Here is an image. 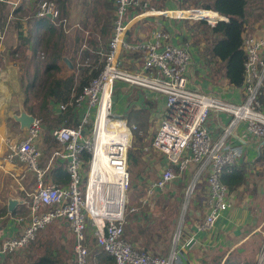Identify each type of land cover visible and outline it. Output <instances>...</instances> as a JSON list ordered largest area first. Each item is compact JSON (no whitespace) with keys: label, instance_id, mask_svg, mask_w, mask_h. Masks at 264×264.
<instances>
[{"label":"built area","instance_id":"built-area-1","mask_svg":"<svg viewBox=\"0 0 264 264\" xmlns=\"http://www.w3.org/2000/svg\"><path fill=\"white\" fill-rule=\"evenodd\" d=\"M114 7L111 35L104 47L90 43L86 37L80 46L75 62L72 64L76 79L85 70L88 75L99 70L96 77L85 85L81 93H72L66 104L59 106L60 111L67 108L78 112L75 126H64L51 132L52 138L60 146L53 153L66 161L69 183L66 187L44 184V172L38 163L42 158L37 141L41 134L42 122L35 118L30 129L25 132L17 145L12 147L8 141V151L3 157L7 163L26 164L36 178V190L27 195L31 205L26 218L15 217L14 222L25 227L18 236L1 241L0 264L2 259L23 250L34 242L36 234L46 226L57 221L68 225L73 234L72 264H89L90 254L103 252L110 255L114 264H180L176 243L165 257L139 252L124 239L125 194L130 188L131 176L128 168V151L132 147L133 134L143 136L137 126L127 124L125 116L113 114V96L116 84H124L130 89H138L155 94L163 100V115L159 127L152 138L151 148L165 157V166L157 180L148 188L146 195L164 190L177 181L184 172L191 171L193 180L187 187L186 195H191L196 183L205 180L207 187V213L199 230L212 229L221 214L231 203L229 192L219 176L224 167L237 165L241 153L229 147L227 139L241 123L246 134L264 142V37L254 38L244 35L242 48L246 56L244 81L241 87L243 100L240 103L224 101L213 93H204L189 87V67L191 64L190 45H173L167 33L157 30L152 40L130 42L126 39L127 26L140 15H152L147 0H109ZM12 5L10 0H0V5ZM33 19L47 20L55 30L67 34L69 21L63 16L53 0H36ZM205 12L207 10H184L179 12ZM142 13V14H141ZM175 12L163 11L169 15ZM173 17L190 21H205L208 18L191 16ZM216 21L213 26L217 24ZM211 25V24H210ZM7 29L0 28V43ZM86 36H89L86 33ZM108 103V126L115 121L124 124L128 134V144L124 149L117 147L105 152V164L109 172L103 171V180L110 191L101 194L88 183L83 194L80 191L85 162L82 154L90 156L91 165L95 159L97 144V122L100 110ZM211 113L224 114L229 118L219 136L214 137L207 128ZM93 124L94 146L87 141L86 127ZM107 130V128H106ZM92 153V157L90 155ZM90 172L89 175L90 176ZM31 195V196H30ZM25 201H23L24 205ZM8 216H11L8 215ZM92 237L94 245L88 241ZM194 243L190 238L187 247ZM256 264H264V247L257 255Z\"/></svg>","mask_w":264,"mask_h":264},{"label":"crops","instance_id":"crops-1","mask_svg":"<svg viewBox=\"0 0 264 264\" xmlns=\"http://www.w3.org/2000/svg\"><path fill=\"white\" fill-rule=\"evenodd\" d=\"M10 1L13 3L12 5H0L1 10H3V8L8 10V15L11 19L4 40L0 43V214L3 211L6 212V215L4 214V216L0 217V244L1 241L11 236H18L21 234L25 227V222L21 225H17L13 218L21 217L24 210L22 205L24 201L23 197L31 194L30 192L36 190L37 187L35 175L28 170L26 164L19 162L7 163L3 161V157L8 151V141L13 140L12 137L17 133H21L22 136L25 134V132H20L18 124L9 117V112L15 107L22 106L28 114L35 117L30 110V102L27 99L29 92L25 90L26 81L22 74H25V67L26 71H29V67H27V64L25 65V61H27L28 64L30 61H36L39 56L38 50L42 48L39 43H36L34 48L32 44L21 42L20 40V33L22 37L25 38L28 36L27 32L32 27L30 23L34 21V19L33 17L31 18L30 15L35 9V0ZM147 1L150 8L154 10L152 12L157 13L152 15H140L130 21L127 26L126 39L130 42L152 40V33L160 30V32L167 33L169 41L173 45L188 43L191 52V64L188 73L189 87L200 92L213 93L227 102L235 104L240 103L244 97L242 89L235 88L228 84L223 76V70L221 69L222 64L220 62L215 64L207 63L204 50L208 48L209 43L205 40L195 43L196 36L194 37L193 34L190 33L194 32V30H192L194 22L190 20L187 22L186 20L175 18L173 14H161L164 10L171 12L184 10L179 8L175 2L169 0ZM81 2L83 1H74L71 8L72 11L78 9V7L82 5ZM109 3H111L109 0H103L100 2V7H107ZM263 3L264 0H260L256 4H260L258 7L264 9ZM93 4L95 5L98 3L93 1ZM66 5L67 0L64 1L62 7L65 9ZM111 6L112 15H114V7L112 4ZM248 6L247 0V7ZM255 8L257 7L245 11L246 23L243 36L250 35L254 38L264 37V20L258 21L257 18H255V20L249 18V13H252ZM262 12H264V10H261V13ZM219 17L221 19L218 20V22L227 21L225 17L220 15ZM105 24L104 20L99 21V19H96V21L93 20L91 28L93 29L92 31L98 34L96 35L98 38L102 37L108 40L111 35L112 27L107 28L105 35L101 34ZM70 25L71 24H69L70 31L74 30V28L76 29L78 26L75 24L74 27L71 28L72 25ZM69 33L70 32H68V34ZM68 34H66L65 38H67ZM37 35H39L38 39L40 40L43 36V32L40 31ZM64 48L65 47H63V50ZM71 51L72 46L69 47V53H71ZM33 56L35 57L33 58ZM62 57H64L63 53L61 58ZM64 66L66 67L65 64ZM62 71L64 73V70ZM68 71L71 70L68 69ZM118 86L124 89L121 98L125 102L123 114L125 118L132 108L136 111L142 110L146 114V121L143 122L145 124L143 125L142 123L141 128L137 127L138 130L143 133V136H138L136 134L135 137L142 138L147 136L146 133L151 131L153 134L150 137H154L162 120L164 109L162 98L155 94L139 90L138 92L142 94L137 92L138 99H135L132 96L133 89L129 91L130 88L119 83L115 85V88ZM127 89L129 91L128 94L126 93ZM60 105L62 104H55L52 102L47 109L44 108L42 110L41 134L37 141V146L41 150L42 158L38 163V167L44 172V184L66 187L69 182L65 184V176L59 175L54 177L53 175L54 172L60 168L65 172L67 169L65 160L53 156L55 151H59L60 146L52 138L51 132L54 129L70 126L73 123L75 124L78 119L76 118L71 122H69V119L61 120L62 112L59 109ZM107 105L108 103L104 104L101 108V114L96 125V148H98L99 151H96L93 182L97 183L99 179L97 173L99 167L106 166V150L108 151L116 147L120 134L126 138L128 143V134L124 133L125 128L123 123L115 121L108 126L109 122L107 121V117L109 112ZM17 112H14V114ZM228 121L229 118L224 114L211 113L207 128L214 137H217L221 134L222 129ZM135 137H133V142ZM54 144H57L56 146H59V148L57 149ZM227 144L231 148L234 147L238 152L240 151L241 160L237 166L247 170V182L235 191L229 192L230 207L221 214L213 228L209 230L198 229V226L203 222L207 213L206 183L205 180H201L198 183L201 184V186L191 200V215H189L187 221L183 224L179 241L176 244L180 264L254 263V257L257 254L254 246L256 245L257 247L260 237L264 234V142L259 138L246 134L244 124L241 123L235 129L234 135L227 139ZM132 148L133 147L130 149ZM141 151L142 155L139 164L136 168L129 169V172L132 182L144 187L147 193L148 188L157 180L161 170L165 166V157L154 151L150 144L143 145ZM187 172L189 173L184 176V178L190 179L192 172ZM134 176H136L135 179ZM31 181H33V187L30 186ZM187 182L188 180L184 181V179H178L169 184L164 190H157L151 195H162L167 198L173 195H182L183 191L187 189ZM182 184L185 186L179 189V185ZM201 190L205 195L200 193ZM10 199L17 201V205L13 209L16 213L14 216H8L10 214L7 210V202ZM144 215H150L156 218L155 213L147 212ZM138 221V224H143L141 219H138ZM154 223L155 220L152 221V226ZM173 223L174 221H172V224L171 222L168 223V226L173 228L172 226L175 225ZM55 228H59V224ZM64 229L66 233L71 235V231L67 224H64ZM166 230L169 231L168 227ZM190 238L194 239V243L187 247L186 244ZM161 242L162 241H159L157 244L158 247L161 246ZM167 242H164L163 248L166 249L168 247L169 252L171 244H169V240ZM111 258L112 257L106 253L93 252L90 254L89 264H114ZM70 259H72L70 261V264H72L74 260L73 253ZM2 263H4V259H2Z\"/></svg>","mask_w":264,"mask_h":264},{"label":"rangeland","instance_id":"rangeland-1","mask_svg":"<svg viewBox=\"0 0 264 264\" xmlns=\"http://www.w3.org/2000/svg\"><path fill=\"white\" fill-rule=\"evenodd\" d=\"M53 1L58 5L63 16H65L70 22L69 24L72 25V26L70 25L71 28H73L75 24L78 25L76 29L74 28V30L70 31L67 38L63 40V44H62L63 47H65L64 50L62 49V53L64 54V57L68 59L72 64L75 62L76 56L78 55V52L80 50V46L83 43V41H85L86 37H88L87 40L89 42L93 41L92 44L95 43L96 41L97 45L100 47H104L107 44L108 40H105L102 37L98 38L96 36L98 34L95 31H92L93 29L91 28L93 25V20L96 21V19H99L100 21L103 18L107 20L109 19L110 15H111V18H113V15L107 11L108 9L107 7H103V8L100 7V2H102L103 0H82L83 1L81 2L82 5L78 7V9H76L75 11H72L71 8H72V4L76 0H67V5L65 9L62 7V5L57 0H53ZM93 1H96L98 4L94 5ZM258 1L260 0H248L249 6L247 7L246 11L251 10L253 7H257L253 9L252 13H249L250 15L249 18H251V20H255V18H257L258 21L264 20V12L261 13V10H264V9L262 7H258V5H260V4H256ZM33 12L31 13V16L34 15ZM8 13L9 12L7 9L4 10L5 20H3V22L0 24V28L6 27L7 30H8V26H10V23H11V19L9 18ZM56 32L57 34H64L57 30ZM86 33H88L89 36H86ZM64 35L66 36V34ZM36 36L38 39L39 35H36ZM44 37L45 36L43 35L40 40H37V43L41 44V47H42L41 49L38 50L39 56L37 60L30 61L29 64L27 61H25V65L26 64L28 65L27 67H29V71H26V67H25V74L24 73L22 74L23 78L25 77L24 80L26 81L25 88H27V91L29 92L27 99L30 102V110L35 115V118L40 119L41 121H42V116H43L42 108H41V103H42L41 87L43 86V84H45V79H46V75L44 72H42V69L44 67V64L47 62V58L49 54L51 53L50 48L47 47L48 49H45L43 47ZM71 46H72V51L71 53H69V47ZM37 66L40 67V70L36 76L35 69ZM80 77H81V74L77 78V80H79ZM32 83L33 85H31ZM123 91L124 89L121 88L120 86L116 87L114 91V96L112 98L113 107H114L113 114H115L118 117L123 116L124 109H125V102L121 98ZM129 91H132V90L129 89ZM129 91L127 89L126 93L128 94ZM138 91L139 90L137 89H133V93H132L133 98L138 99V95L136 94ZM145 115L146 114L144 111L142 110L136 111L132 108V110L128 113V116H126L125 120L127 124L129 125L132 124L134 126L141 128L142 123L146 121ZM129 119H132L133 121L129 123ZM144 124L145 123H143V125ZM86 129H87L86 131L88 134L87 141H89L93 147L94 139H95V137H93V124L88 125ZM152 134L153 132L151 131V132L146 133L147 136L142 137L143 145L150 144L153 138V137H150ZM16 135H14V137L12 138L14 139ZM135 136L136 135L133 134V137ZM134 142H135V138H134ZM56 148L58 149L59 146H56ZM98 151L99 150L97 148V152ZM90 155L92 157L91 152H90ZM90 163L82 167V174H83L82 183L83 184L80 187V191L82 194H83L84 188L86 187L88 183V179H90V176H88L90 172ZM103 171L109 172L107 165L105 167H99L97 171L98 177H99L98 184H100L103 187L110 188V186H106L107 183L103 180V177H102ZM187 180H188L187 182V187H188L193 180V174L191 175L190 179H187ZM200 181L201 180H199L196 183V186L194 187V190L191 195L190 194L186 195L187 193V189H186L185 191H183L182 195H173L167 198L162 195H146V191L144 187L139 186L137 183H133L131 179L130 188L127 190L125 194L126 224L124 227V234L126 233L127 224L131 222H135V220L138 219L135 216H141L140 219L143 221L142 225L139 224L141 228L148 226L153 231H156V230H160L165 227L166 228L168 227L169 231L167 232L165 231L162 237V239H164L163 243H161L160 247L156 246L155 252H159L163 248L164 242L166 243L169 240V238H170V244H171V247L169 249L170 251L172 249V246H174L173 241L176 240L181 235V228L183 224L187 221L189 215H191V212H190L191 200L195 196L196 192L201 186V184H198ZM30 186L33 187V181H31ZM34 191H31L30 193H33ZM204 192H205V189H204ZM204 192L202 190L200 191V193H203V195H205ZM23 198H24L25 203L24 205L22 204L24 210H23L21 217L26 218L29 213L28 208L31 205V202H30V198L27 195H25ZM263 203H264V200H263ZM147 212L155 213L156 218L150 215L145 216L144 214ZM144 216L145 218L142 219V217ZM153 220H155V223L152 226L151 223ZM172 221H174L173 224L175 225L172 226L173 228H170V226H168V223L171 222L172 224ZM57 222L51 225H48L43 230L39 231L36 234V239L34 240V242L29 244L26 248H24L23 250H19L12 255H8L5 263L3 264H32L39 256H41L42 254L46 252H51L57 255L58 260L60 261V264H70V261L72 260L70 259V257L73 253V245H74L73 234L71 233L70 235L66 233V230L64 229V224H65L64 222H60V221H57ZM58 224H59V228H55L57 227ZM131 227L132 229H135L134 223H131ZM124 239L129 243L126 237H124ZM89 240L91 241V244L94 245V240L92 239L91 236L88 237V241ZM262 247H264V234L260 237V240L257 243V247L256 245L254 246V248L257 251V254L254 257L253 264H256L257 255L259 254ZM168 253L163 254V255L162 254L161 255L153 254V255L165 257Z\"/></svg>","mask_w":264,"mask_h":264},{"label":"trees","instance_id":"trees-1","mask_svg":"<svg viewBox=\"0 0 264 264\" xmlns=\"http://www.w3.org/2000/svg\"><path fill=\"white\" fill-rule=\"evenodd\" d=\"M61 5L64 4L65 0H57ZM173 1L178 5L182 10H207L213 11L218 15L225 17L227 21H219L213 27L207 25L204 21H193L192 30L190 32L195 37V43H198L201 40H205L209 43L208 48L204 50V56L207 60V63L215 64L220 62L222 64L221 69L223 70V76L227 80L230 86L235 88H241L244 81L245 73V61L246 56L242 48L244 34V26L246 23L245 11L247 7V0H169ZM4 5V4H2ZM5 6V5H4ZM108 12L112 14V6L109 3ZM4 10L0 9V24L5 20ZM114 16V15H113ZM212 17L216 15L212 14ZM111 15L109 19L104 20L105 26L101 34L106 33L107 28L112 27ZM188 22V20H186ZM109 23V26H108ZM32 25L31 29L27 32V37L23 38L20 33L21 42H28L32 44L35 48L37 43V34L38 32H43L44 42L43 47L45 49L50 48L51 53L47 58V62L44 64L43 72L46 75L45 84L41 87L42 93V110L47 109L50 104L59 103L66 104L73 92L76 94L81 93L82 88L88 84V82L96 77L99 73V70L93 71L88 75L87 71H83L79 80L74 78L73 72L68 71V69L61 62V52L63 49V40L65 39L64 34H57L53 26L43 19H34L30 23ZM28 25V24H27ZM63 33V32H61ZM68 34V33H67ZM25 40V41H24ZM91 41L90 43H92ZM194 43V44H195ZM51 46V47H50ZM80 46V44H79ZM48 47V48H47ZM35 56H33L34 58ZM60 65V66H59ZM62 68V69H61ZM39 67L35 69V75L39 73ZM64 70V73L63 71ZM33 85V83L31 84ZM30 85V87H31ZM27 92V88H25ZM261 103L264 105V96L260 98ZM78 112L75 109L67 108L65 111H62L61 120H72L78 118ZM133 120L129 119V123ZM68 123V122H67ZM77 122L70 126H75ZM69 125V124H68ZM136 135V133H134ZM127 140L123 135L118 136L116 143L117 147L125 148L127 147ZM143 146V139L135 137V142L132 143V149L128 151V167L129 169L136 168L139 164L140 157L142 155L141 148ZM82 160L87 165V162L90 160V156L87 153L82 154ZM60 170V171H59ZM54 172V177L56 176H65V184L69 182V175L67 171H63L62 168ZM129 170V171H130ZM189 172H184V174L179 179L184 178ZM192 175V174H191ZM136 176H134L135 179ZM133 178V177H132ZM220 182L227 187L228 192H233L239 187L243 186L247 182V170L242 169L237 165L224 167L219 176ZM83 182V181H82ZM83 184V183H82ZM185 185H179V189L183 188ZM6 215V212L3 211L0 214V217ZM16 213L13 211L11 213L14 216ZM139 220L141 216H135ZM142 217V219H144ZM138 219L134 223L135 229H132L131 223L127 224L126 233L124 234L129 241V244L136 248L139 252H144L148 254H165L168 251V247L162 248L159 252H155V248L159 241L163 242V234L166 230V227L160 230L153 231L148 226L141 228L138 224ZM161 242V243H162ZM152 244V246H151ZM170 244V238H169ZM168 246V245H167ZM158 247V246H157ZM165 250V252H164ZM7 257L4 258V263ZM113 260V258H111ZM114 263V260H113ZM227 263V261H226ZM32 264H60L58 257L51 252H46L39 256Z\"/></svg>","mask_w":264,"mask_h":264},{"label":"water","instance_id":"water-1","mask_svg":"<svg viewBox=\"0 0 264 264\" xmlns=\"http://www.w3.org/2000/svg\"><path fill=\"white\" fill-rule=\"evenodd\" d=\"M62 62L66 65V67L69 70L73 69V65L72 63L66 59L65 57H62ZM18 111V112H17ZM14 112H17L16 114H14ZM9 117L19 126V130L20 132L24 133L27 132L31 125L34 122V116L31 114H28L24 108L22 106L19 107H15L12 109L11 112H9ZM21 133H17V135L15 136V138L11 141V146L14 147L17 145L18 140L21 137ZM17 205V201L16 200H8L7 202V210L9 212V214H11V212L13 211L14 207Z\"/></svg>","mask_w":264,"mask_h":264},{"label":"bare ground","instance_id":"bare-ground-1","mask_svg":"<svg viewBox=\"0 0 264 264\" xmlns=\"http://www.w3.org/2000/svg\"><path fill=\"white\" fill-rule=\"evenodd\" d=\"M173 15H180L182 17H187V16H191V17H195V18H208L210 19L209 20V23L211 25H213L216 21L220 20L221 18L219 17V15H216V17H212V14L211 13H205V12H190V13H186V12H175L173 13ZM107 103V102H106ZM100 114H101V110H100ZM99 114V116H100ZM96 151H97V148L95 147V158H96ZM94 165H95V159L91 165V172H90V179H89V182H90V186L92 189H95L97 190L98 192H100L101 194H105L106 192L110 191L109 188L107 187H103L101 186L100 184H98L97 182H93V179H94V172H93V169H94Z\"/></svg>","mask_w":264,"mask_h":264}]
</instances>
